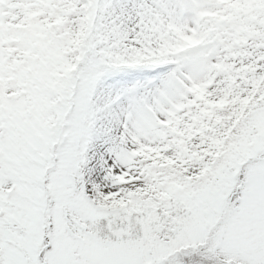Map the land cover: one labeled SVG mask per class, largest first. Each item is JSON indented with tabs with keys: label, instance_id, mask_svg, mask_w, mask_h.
Returning a JSON list of instances; mask_svg holds the SVG:
<instances>
[{
	"label": "snow or ice",
	"instance_id": "6c2138e0",
	"mask_svg": "<svg viewBox=\"0 0 264 264\" xmlns=\"http://www.w3.org/2000/svg\"><path fill=\"white\" fill-rule=\"evenodd\" d=\"M0 264H264V0H0Z\"/></svg>",
	"mask_w": 264,
	"mask_h": 264
}]
</instances>
